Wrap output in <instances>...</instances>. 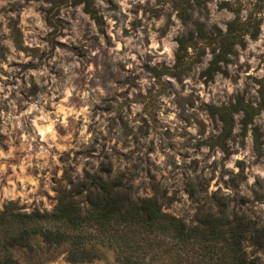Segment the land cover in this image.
I'll return each mask as SVG.
<instances>
[{"label": "rangeland", "instance_id": "374dc122", "mask_svg": "<svg viewBox=\"0 0 264 264\" xmlns=\"http://www.w3.org/2000/svg\"><path fill=\"white\" fill-rule=\"evenodd\" d=\"M91 3L96 18L84 0H0V211L52 212L68 181L87 182L84 201L110 169L137 196L158 184L163 208L188 223L224 206L264 227V108L247 124L242 109L260 100L264 0ZM20 225L3 223L0 238ZM77 232L92 260L38 234L33 257L10 251L21 264H124L94 229Z\"/></svg>", "mask_w": 264, "mask_h": 264}, {"label": "trees", "instance_id": "16d2710c", "mask_svg": "<svg viewBox=\"0 0 264 264\" xmlns=\"http://www.w3.org/2000/svg\"><path fill=\"white\" fill-rule=\"evenodd\" d=\"M84 1L86 11L96 18L91 0ZM250 26L251 35L255 36L257 27L253 23ZM178 40L182 47L186 40ZM226 53L227 50L222 49L217 55L219 60H225ZM216 66L213 63L207 72ZM258 91V106L242 108L245 124L264 108V77ZM232 107L235 112L239 110L237 105ZM220 116L224 125L217 142L223 146L222 140L230 134L232 119L226 112ZM252 133L254 150L260 154L263 143L260 133L257 128H253ZM93 181L98 183L87 187L84 201L78 200V196L82 194L80 187L87 182L74 185L68 181L58 189L52 212L0 211V226L16 220L21 224L18 228H4L3 238H0V264H21L10 251L14 247L33 257L35 245L31 237L37 234L48 248L69 244L67 258L70 261L92 260L96 253L79 245L82 238L77 230L83 227L94 229L96 239L111 247L117 260L124 264L145 260L160 264H264L260 256H264V227L244 214L228 211L224 206L216 211L211 207L200 208L196 219L188 223L163 208L166 195L158 184L153 195L137 196L127 182L119 175L113 176L110 169L96 175ZM45 219L56 223L47 225Z\"/></svg>", "mask_w": 264, "mask_h": 264}]
</instances>
